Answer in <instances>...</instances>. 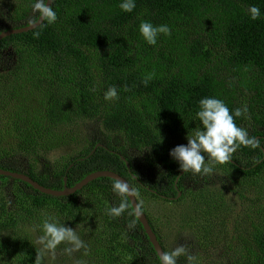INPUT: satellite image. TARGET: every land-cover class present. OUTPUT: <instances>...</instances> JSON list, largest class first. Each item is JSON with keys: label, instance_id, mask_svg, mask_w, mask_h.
Wrapping results in <instances>:
<instances>
[{"label": "trees", "instance_id": "1", "mask_svg": "<svg viewBox=\"0 0 264 264\" xmlns=\"http://www.w3.org/2000/svg\"><path fill=\"white\" fill-rule=\"evenodd\" d=\"M120 2L53 0L54 24L44 21L0 40V167L53 189H62L65 178L73 186L95 171H115L132 185L165 252L188 247V237L173 246L169 235H184L200 212L218 220V228H193L198 247L220 253H209L207 263L197 254V264H264V0H136L131 13ZM33 3L0 0V33L36 22ZM252 5L261 10L255 21L247 14ZM141 21L168 25L171 35L148 45L138 31ZM112 86L118 98L105 101ZM204 97L221 99L230 110L246 105V118L236 124L261 147H241L230 162L209 164L208 174L181 175L169 151L195 132ZM96 119L102 135L73 134ZM69 144H75L70 152L49 158ZM115 180L99 177L54 196L0 175V264H35L39 246L24 228L49 218L76 226L87 245L88 255L82 248L68 255V264H157L129 197L121 216L108 214L121 202L112 191ZM226 192L242 200L239 211ZM189 200L191 212L182 214L161 202L173 208ZM155 202L168 213L155 211Z\"/></svg>", "mask_w": 264, "mask_h": 264}, {"label": "clouds", "instance_id": "2", "mask_svg": "<svg viewBox=\"0 0 264 264\" xmlns=\"http://www.w3.org/2000/svg\"><path fill=\"white\" fill-rule=\"evenodd\" d=\"M32 8L34 12L38 13L40 19L43 22L46 21L48 25L56 22L57 12L53 10L51 0H34ZM119 8L122 12L131 13L136 8V0H121ZM247 14L253 21L261 18V10L255 5L247 9ZM138 31L143 40L152 46L157 44V38L160 34L171 35V29L168 25L154 26L149 21H141ZM39 35V31L34 33L36 38ZM103 98L105 101L117 99V88L115 86L109 87ZM247 112L248 108L246 105L242 108L230 110L221 99L215 97L200 99L198 110L193 118L194 121L199 122L195 132L191 136L187 134L186 144H179L169 151V156L178 164L181 175L187 172H191L194 175L208 174L212 172L209 164L223 165L230 162L233 155L241 147L260 148V140L257 137L249 136L246 128L239 127L236 124V119L246 118ZM178 180L179 178L176 182ZM112 191L117 197L121 198V202L117 206L110 207L108 214L112 217H119L127 209V198L135 196L136 193L127 182L119 178L113 183ZM141 214L142 212L139 208H137L135 213H131L134 217H138ZM135 224L136 220L133 219L128 224V227L130 229L134 228ZM36 228L40 230L41 235L35 241L39 245L36 250L35 264H44V260L49 255L54 257L58 246L64 243L70 245V247L64 248V252L69 256L82 248L85 249L84 255H88L87 245L73 228L52 218L45 219ZM35 230L34 228L33 231ZM181 258L186 259V264H197V257L189 254L188 248L184 245H179L167 252H161L157 264H178ZM77 264H87V261L82 259Z\"/></svg>", "mask_w": 264, "mask_h": 264}, {"label": "rangeland", "instance_id": "3", "mask_svg": "<svg viewBox=\"0 0 264 264\" xmlns=\"http://www.w3.org/2000/svg\"><path fill=\"white\" fill-rule=\"evenodd\" d=\"M39 107L38 106V103L37 101L36 102H33L32 104V109L34 110L35 108ZM101 121L99 119H96V120H93V121H85L83 126L79 127V126H76L74 128V133L76 134H90V136L94 137L96 135H102L103 134V127L101 125L100 127V124ZM75 145V144H74ZM74 145L73 144H69L68 146H63L60 148V150L58 151H50L48 152V155H49V158L51 159H54L56 158L59 154L60 155H65L67 154L68 152H70L71 150L70 149H73L74 148ZM44 159V157H42V160ZM12 183V182H10ZM218 184H219V181H218ZM3 186L2 183H0V187ZM5 186V185H4ZM6 192L9 193V190L6 189ZM226 200V202L229 204H234V206H237L236 207V210L239 211L240 208L242 207V200L239 199V197L231 192H226L225 195L223 196ZM162 203L166 204L169 206V213H179V214H182V213H190L191 212V202L190 200L186 203H184V205H181V204H178V205H175L173 208H170L171 205L168 203V202H165V201H161ZM197 205L199 207H201L202 209L204 208L203 204L201 205L200 202H194V205ZM156 206L155 208V211H159V212H162V215L163 213L166 214L168 213V209L166 207H163L161 208L160 205L158 203L155 202L154 204ZM203 206V207H202ZM165 208V209H164ZM164 209V210H163ZM163 210V211H162ZM190 211V212H189ZM210 215H212L211 213H209ZM192 216H196L199 218L198 220V223L192 225L193 227L189 228L187 230V232L184 234V235H176L174 236V234L176 233H173V235H169V236H172L171 237V240H170V244L173 245V246H176L177 243L181 240V239H185L186 237H188V240H189V243H188V250L189 252H192L194 253V255H197L199 254L202 258L200 259L202 262L204 263H207L209 261V259L207 258L208 254L210 252H201L200 251V248L198 247L200 245L199 242H197L196 240V237L195 235H197L195 233V231H193L192 229L195 227H203L205 232H208L209 230H212L213 229V226H214V223H217L218 220H216L214 222V217L212 216H208V217H201V213H195L194 215ZM181 219V217H179V220ZM55 220H57L55 218ZM58 221V220H57ZM36 222H34L33 224H26L25 225V228L24 230L31 236L33 237L34 241H36V238L41 235V232L38 228H36ZM216 227L218 228V223L216 224ZM36 229L35 231H33V229ZM71 228L73 229H76V226H71ZM197 243V246L196 247H193L192 244L194 243ZM36 243V242H35ZM39 246V245H38ZM65 247H69L68 244L64 243V244H61L60 246H58V248L56 249L55 251V254H54V257L53 255H49V257H47L45 259L46 261V264H68L69 262L72 261V258L70 259V261H68V254L64 252V248ZM220 252L218 250L216 251H211L210 255H214V258L215 257H218V254ZM212 258V257H211Z\"/></svg>", "mask_w": 264, "mask_h": 264}, {"label": "water", "instance_id": "4", "mask_svg": "<svg viewBox=\"0 0 264 264\" xmlns=\"http://www.w3.org/2000/svg\"><path fill=\"white\" fill-rule=\"evenodd\" d=\"M52 1L53 0H51V4H52ZM42 23H43V20H41L39 17V19L36 22L31 23L27 26H23V27H19V28H10L8 30H4L0 33V40L4 37H7V36H10L13 34L33 30L36 27H38L39 25H41ZM101 145H102L101 143L98 144V146H101ZM121 157H122V159H125V156H121ZM127 166L130 168L129 162H127ZM0 175H5V176H10V177L22 179V180L30 183L34 188L40 190L41 192L49 194V195H54V196L73 194L77 190H81L84 186H86L91 181H93L99 177H110L113 179L119 178L120 180L127 182L130 185L131 189H133L132 185L129 183V181L125 177H123L122 175H120L119 173H117L115 171L108 170V169L98 170V171H95L93 173H90L89 175H87L85 178H83L81 181H79L78 183H76L73 186H68L67 185V178H65V184H64V187L62 189H53L50 187H46L25 173L10 171V170L3 169L1 167H0ZM129 199L132 203V206H133L135 212H136L137 208H139L141 210L140 203L138 202L136 195L130 196ZM141 212H142V214L138 216V219L142 223V225H143L151 243L154 245L158 255L161 252H165L161 243L158 240L157 234L155 233V231L153 230V228L149 222L147 215L142 210H141Z\"/></svg>", "mask_w": 264, "mask_h": 264}, {"label": "flooded vegetation", "instance_id": "5", "mask_svg": "<svg viewBox=\"0 0 264 264\" xmlns=\"http://www.w3.org/2000/svg\"><path fill=\"white\" fill-rule=\"evenodd\" d=\"M171 198H173V197H171Z\"/></svg>", "mask_w": 264, "mask_h": 264}]
</instances>
